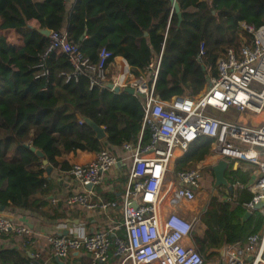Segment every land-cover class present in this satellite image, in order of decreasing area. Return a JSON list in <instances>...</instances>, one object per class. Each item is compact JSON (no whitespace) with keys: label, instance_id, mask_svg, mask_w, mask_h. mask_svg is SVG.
Returning a JSON list of instances; mask_svg holds the SVG:
<instances>
[{"label":"trees","instance_id":"16d2710c","mask_svg":"<svg viewBox=\"0 0 264 264\" xmlns=\"http://www.w3.org/2000/svg\"><path fill=\"white\" fill-rule=\"evenodd\" d=\"M177 2L180 24L169 0H76L71 10L65 0H0V31L14 30L22 37V46L16 48L0 36L1 206L46 219L63 217L60 205L45 210L53 187L31 147L44 154L51 169L69 171L71 165L58 158L77 151L98 153L125 143L136 145L141 133L143 146L151 138L147 128L142 131L143 111L136 96L91 85L86 76L74 74L66 54L50 53L44 61L48 74L39 77L41 70L36 66L49 45V36L41 30L67 33L90 64L106 49L112 54L108 66L123 58L135 77L147 76L150 64L160 56L154 94L169 101L200 94L215 76L217 61L229 49L238 50L243 41H251L242 24L255 29L264 25V0ZM32 20L36 28L29 26ZM202 43L206 55L198 59ZM82 118L103 127L105 137L97 139ZM210 149L211 140L200 138L177 163L176 171L204 161ZM249 173L231 166L225 178L230 186L238 183L243 188L230 195L231 201L223 190V198L212 196L200 215L204 230L201 235L193 231L191 240L204 262L224 246L244 244L262 232L264 216L259 211H252L242 222L245 204L253 196L245 188ZM33 263L17 250H0V264Z\"/></svg>","mask_w":264,"mask_h":264},{"label":"built area","instance_id":"2783aa9c","mask_svg":"<svg viewBox=\"0 0 264 264\" xmlns=\"http://www.w3.org/2000/svg\"><path fill=\"white\" fill-rule=\"evenodd\" d=\"M241 26L251 41H243L238 50L229 49L217 61L216 74L206 88L194 97L175 96L169 101L154 94L160 56L150 64L147 76L135 77L124 69L115 82H109L111 52L101 49L97 62L90 64L67 33L49 34V45L36 66L41 70L39 77L48 74L44 61L50 53H64L74 74L86 76L91 85L133 89L143 111L142 131L147 128L151 133L145 146L142 133L136 145L122 146L129 165L119 200L102 199L95 190L118 164L109 149L96 153L89 163L71 165L69 173L82 190L65 199L66 207L117 211L120 221L92 234L48 237L56 258L67 260L80 253L89 258V264H205L192 245L194 220L175 211L165 216L162 209L193 203L201 192L202 171L219 160L253 167V180L245 186L253 196L245 208L252 212L254 205L264 203V25ZM205 50L202 43L198 59L205 57ZM200 138L211 140L209 155L189 169L176 171L177 163ZM232 188L226 192L227 201L243 186L237 183ZM256 211L264 216V206ZM29 232L26 225L0 211V234ZM219 255L217 264H264V228L244 244L224 246Z\"/></svg>","mask_w":264,"mask_h":264},{"label":"crops","instance_id":"0c3cea01","mask_svg":"<svg viewBox=\"0 0 264 264\" xmlns=\"http://www.w3.org/2000/svg\"><path fill=\"white\" fill-rule=\"evenodd\" d=\"M209 1V0H207ZM76 0H65L67 10L73 7ZM30 27H37L36 21L29 22ZM0 36L6 37L7 41L13 47L22 46V37L14 30L0 31ZM127 62L123 58H116L107 69L108 81H116L117 75H120L124 69H130ZM130 71V70H129ZM112 153L117 157L118 164L105 174L100 186L96 187L98 196L105 200H119L123 192L125 182V175L128 171V153H125L121 147H111ZM96 153L89 151H77L76 153H69L57 161L62 163L66 161L68 165L85 164L91 162ZM230 167L235 170L234 163H229ZM229 167V168H230ZM237 168H241L242 172H250L248 184L252 182L253 168L249 165L239 164ZM236 168V169H237ZM206 169H210L211 166ZM229 170V169H228ZM212 173V172H211ZM213 176V175H212ZM44 177L52 184V191L47 196V206L45 210L52 211L58 205L62 206L63 217L57 220L46 219L35 213L27 211H13L4 209V213L11 217L18 224H24L29 228L28 235H16L12 233L8 237H0V250H17L24 254L29 259H32L37 264H89V258L80 253H74L67 260L56 259L51 248L47 242V238L52 235L65 234H92L107 230L120 221V215L117 211L102 212L99 210H87L82 206L66 207L65 199L73 194L81 192L80 187L72 178L69 171H61L59 169H52L50 174L45 172ZM219 194L223 190V195L226 196L228 190L224 187L215 188ZM222 197V195H216ZM223 196V197H224ZM39 197V196H38ZM222 197V198H223ZM163 215L170 212H178L182 216H187L185 209L177 207H163ZM204 230V226L202 225ZM193 245V242H192ZM194 246V245H193ZM219 255V252H218ZM220 256V255H219ZM33 263V264H34Z\"/></svg>","mask_w":264,"mask_h":264},{"label":"water","instance_id":"95a60500","mask_svg":"<svg viewBox=\"0 0 264 264\" xmlns=\"http://www.w3.org/2000/svg\"><path fill=\"white\" fill-rule=\"evenodd\" d=\"M172 10L173 12L176 14L177 18H178V24L181 23L182 21V14H181V10L179 7V4L177 2V0H169ZM41 33L44 34L45 36H49L50 31L49 30H41ZM109 88H113V91L115 93H119L121 91V89L119 87H114L113 84H109L108 85ZM124 92L130 94V95H134V90L130 89V88H125L122 89ZM83 121L94 131V133L96 134V138L101 140L105 137V131L103 127H100L98 125H96L93 121H91L88 118H82ZM30 150L32 152H34L36 154V156L38 158H40L42 160V164L46 169V173L50 174L51 173V167L48 165L47 160L44 158V154L39 151L36 150L35 148L31 147ZM238 163H234V167L233 168H237ZM230 165L227 161L225 160H219L214 166L211 167V172L214 178V187L215 188H221L224 187L226 188L229 192H232L233 188L232 186L229 185L227 179L225 178V173L227 172V170L229 169ZM87 188H91V185H88ZM263 204H258V205H254V210L259 209L260 207H263ZM4 207L0 205V211L3 212L4 211ZM251 216V211H246V213L244 214V216L242 217V222L246 221L249 217ZM66 235V234H65ZM58 260V258H56Z\"/></svg>","mask_w":264,"mask_h":264},{"label":"rangeland","instance_id":"374dc122","mask_svg":"<svg viewBox=\"0 0 264 264\" xmlns=\"http://www.w3.org/2000/svg\"><path fill=\"white\" fill-rule=\"evenodd\" d=\"M200 184H201V188H200L201 192L199 193V195H197L196 200L191 204H187L186 206H183V209H185V211L187 212V216H186L187 219L194 220V226H195L194 232L197 235H201L203 232L202 224L199 221V217L207 208L210 198L212 196H216L213 195L214 191H212L214 178L212 176L210 169H204L202 171V178ZM219 260H220V256L216 255L205 261V264H217Z\"/></svg>","mask_w":264,"mask_h":264}]
</instances>
